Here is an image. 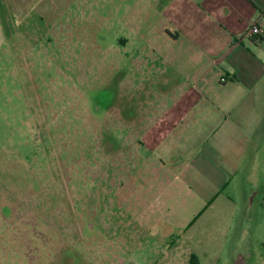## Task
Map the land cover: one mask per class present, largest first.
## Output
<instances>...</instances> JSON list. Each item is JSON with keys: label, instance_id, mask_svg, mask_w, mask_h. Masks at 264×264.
Instances as JSON below:
<instances>
[{"label": "rangeland", "instance_id": "obj_1", "mask_svg": "<svg viewBox=\"0 0 264 264\" xmlns=\"http://www.w3.org/2000/svg\"><path fill=\"white\" fill-rule=\"evenodd\" d=\"M168 6L0 0V224L25 228L17 235L26 251L39 240L51 263L191 264L198 249L185 235L194 220L185 184H177L170 215L142 217L123 208L119 186L123 152L140 137L122 130L151 124L145 100L174 75L148 52ZM229 228L223 234L232 244ZM256 233L247 247L264 264V230ZM231 249L223 248L222 260Z\"/></svg>", "mask_w": 264, "mask_h": 264}, {"label": "crops", "instance_id": "obj_2", "mask_svg": "<svg viewBox=\"0 0 264 264\" xmlns=\"http://www.w3.org/2000/svg\"><path fill=\"white\" fill-rule=\"evenodd\" d=\"M168 1L171 12L158 18L148 52L170 63L174 75L145 100L151 124L140 133L122 130L140 136L135 150L123 152V208L134 217L168 216L183 182L194 217L185 235L198 249L189 262L256 264L247 243L264 230V0ZM160 8L167 13L163 2ZM259 15L262 41L243 39ZM227 225L234 226L232 244ZM18 232L26 230L0 224V264H60L39 240L26 251Z\"/></svg>", "mask_w": 264, "mask_h": 264}, {"label": "built area", "instance_id": "obj_3", "mask_svg": "<svg viewBox=\"0 0 264 264\" xmlns=\"http://www.w3.org/2000/svg\"><path fill=\"white\" fill-rule=\"evenodd\" d=\"M263 22L262 15H259L256 20L253 22L251 29L245 33L242 37L243 39H252L254 43L260 42L259 38L262 36L261 26Z\"/></svg>", "mask_w": 264, "mask_h": 264}, {"label": "trees", "instance_id": "obj_4", "mask_svg": "<svg viewBox=\"0 0 264 264\" xmlns=\"http://www.w3.org/2000/svg\"><path fill=\"white\" fill-rule=\"evenodd\" d=\"M262 39H263V35L259 38V40L260 41H262ZM114 137V136H113ZM114 142V140L112 139V138H110L109 139V143H110V146L109 147H111L112 149H116V144L115 143H113ZM263 204H264V196H263Z\"/></svg>", "mask_w": 264, "mask_h": 264}]
</instances>
